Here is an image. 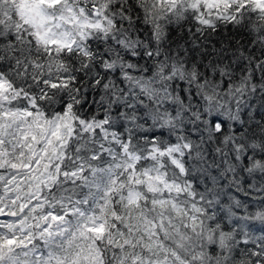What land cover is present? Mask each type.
<instances>
[{
	"label": "snow or ice",
	"instance_id": "6c2138e0",
	"mask_svg": "<svg viewBox=\"0 0 264 264\" xmlns=\"http://www.w3.org/2000/svg\"><path fill=\"white\" fill-rule=\"evenodd\" d=\"M0 264H264V0H0Z\"/></svg>",
	"mask_w": 264,
	"mask_h": 264
}]
</instances>
